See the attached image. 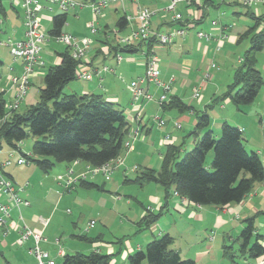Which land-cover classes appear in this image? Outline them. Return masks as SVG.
Masks as SVG:
<instances>
[{
    "label": "crops",
    "instance_id": "0c3cea01",
    "mask_svg": "<svg viewBox=\"0 0 264 264\" xmlns=\"http://www.w3.org/2000/svg\"><path fill=\"white\" fill-rule=\"evenodd\" d=\"M167 4V0H146L145 4L143 0H139L137 5L136 3H132L130 0H121L120 2L108 7L101 18L102 20L98 22L100 32L103 33V36L100 35V38L97 39V43L94 44V47L88 56V67L93 72V79L91 81L80 80L76 83V86H73V89H70V94L102 95L107 101L112 102L116 108L124 111L130 127V133L128 135V139L126 140H129V137L134 138V136L136 138L140 135L149 136L146 140L147 144L144 146L141 145L144 148H138L139 142L135 138L132 142L133 147L131 151H126L124 155L125 158H130V156L135 153L137 155L136 158L143 160L145 165H135V167L138 166V169L145 167L159 169L165 147L167 145L179 146L186 142L185 136L182 132L186 131L189 133L195 128L197 124V112L207 110L213 100L220 96L219 93L222 92L224 88L223 84L220 85L216 83L218 80L217 73H225V61H228V57L225 56L224 53V61H222V64H218L216 61L217 57H220L221 51L226 46L229 50L237 44L238 36L242 34L239 31H234V27L231 28L226 23H220L217 26H213L212 23L206 22V17L211 10H217L220 8L219 6L212 7L205 5L204 3L188 6L187 4L181 3L183 6L182 10H179V13L182 15V21L179 23H173L172 14L165 10ZM227 4L240 5L231 2H228ZM139 7L149 8L155 12L151 21V28L156 33H167L173 29L182 27L181 23L188 26V34L185 38H176L173 43L167 46L156 44L154 51L159 58L161 82H172V92L170 95L180 97L185 103L193 107V110L186 113H179L176 110L166 112L163 111L157 105V101L163 93L162 89L153 85H144L143 88L153 94L154 100L152 101V104L147 105L142 114H139L140 112L137 110V106L139 105L134 104L129 90V85L132 81L143 77L145 74V49L138 52L142 53V56L140 57L136 56L138 53L131 55L122 53L124 54V60L122 63L117 64L113 58L114 54L106 48L107 44L104 43L106 39H110L109 35L106 36L105 33L114 35L117 32L116 22L120 17L126 16L128 20L129 17L131 19L129 20L128 28L122 33H118V35H127L137 26L135 17ZM119 9L123 12L122 15H120ZM259 11L260 14L263 13L261 10ZM0 13H3L5 17L8 15L2 5V2ZM252 13L256 12L254 11ZM51 15L50 11L44 10L42 12L43 22L48 18L53 19L54 16L51 17ZM75 15V21L81 20L82 17L85 18L82 21L83 25L85 22L88 23L91 19V13L84 9L80 10L79 13L75 12ZM18 17H20V13L18 14ZM17 23H19V25H15L14 30L12 31L13 38L15 40H23L25 38L23 18L18 20ZM68 27H70V25ZM64 32L71 33L80 38L83 35L82 33H80V35H76V31L72 30ZM198 32H203L205 35L209 36V39L199 38L197 36ZM88 35L90 34L87 33L86 36ZM241 59L238 61L239 64L241 63ZM0 61L2 62L1 55ZM59 63L60 59L57 57L55 64L57 65ZM212 64H215V67H212ZM103 66L109 67L110 71L102 72L100 74L95 73L96 70H100ZM6 69L8 71L7 82L11 76L20 75L23 71L22 64L20 62L19 64L17 63L6 66ZM235 69H233L232 72L230 71L227 75L226 78H228V80L231 78L232 74L234 76ZM33 77L36 79L39 78V73L36 72ZM33 77L31 80H33ZM1 81L3 82V80ZM3 88L7 91L9 90L7 85L1 89ZM210 88L211 91L209 90ZM12 90L13 89H11L10 94L15 95L16 90H13L14 92H12ZM195 90L201 91L198 98L194 96ZM211 92L212 97L207 98L206 96L211 94ZM259 94L256 100L259 99ZM141 104L144 108L147 103L144 102ZM229 104H232L229 100H225L218 104L220 114H216L213 119L216 121V124L220 126V128L223 123L229 124V120L235 119L239 117V115H247L244 113V110L238 108L235 110H228L227 106ZM261 105L262 112H264V101H261ZM147 109L148 111L150 110V113L152 114H160V112L166 113L165 117H163L167 119L166 125L164 127H159V133L163 137L161 138L159 145L162 147L164 146L163 151L158 152V149L154 148V141L152 139H148L151 137L150 135L153 129L152 126H150L152 125V122H148L149 117L147 118V115L145 114ZM209 110L210 109L207 110V113L211 120L212 118ZM256 115V113L248 114V117L252 116V121H255V119H257ZM249 121L250 120L242 123L243 128L244 126L248 127V125H250ZM260 121L263 122L262 117H260ZM175 123L180 124L181 128H175ZM236 127L239 128L237 125ZM243 128L242 130H244ZM168 136L170 138L167 139ZM194 143L195 140L192 144ZM145 146H147V148ZM260 157L264 164V153H261ZM86 167L87 164L79 161L70 165H60L56 170L58 171L56 174H50L51 171L47 174L41 171L43 176H40L37 181L32 178V174H35V170L32 168H24L19 171L6 170L9 172V174H7L1 167L0 163V173L9 178L16 188H20L21 197L30 202V206L23 208L21 211L23 223L34 232L40 233L44 237L45 240L41 242V247L43 250L49 252L50 257L54 260L55 256L53 254H55V252H53L54 247L52 240L53 236L56 237L57 235H53L56 232L51 229V223L53 220H56L57 214L61 212L62 204L65 199H70L71 201L68 203L73 206H78L81 211L82 209L86 211V208H88L89 210L86 211V213L96 214L95 216L97 219L90 218L84 223L83 215L79 218V221L82 219V226H84V224H86L89 220L96 222L93 230L97 229L98 233L95 237L90 238L97 240L89 244L88 247L91 249L90 252H100L102 254L112 256L119 253L122 259L119 264H124L125 259L128 260V257L131 254L144 251L148 243L164 235H170L174 238L172 249L177 251L182 259H193L197 264L203 263L207 261L216 250L215 244H213L216 241L214 235L218 236L221 234L222 237L220 242L223 244L226 238L230 240L233 238L231 234H235L234 232L237 231H242L245 227V221L252 217H257L255 219V225L256 221L259 220V224L258 226L256 225V228L257 233L263 238L261 240V244L264 246V234L262 233L264 232V215L260 214V212H264V182L257 183L252 192L240 203L230 204L222 208L194 205L187 199L182 198L179 195H174V193H172L168 201L165 202L163 189L159 186H154L152 191H149L147 194V200L148 202L150 201V203L147 205L142 203V206L147 207V209L154 213L159 212L165 203H167V207L163 210L161 218L153 226L148 229L141 230L138 223L141 221L146 212H144L143 207V210L140 211L136 209L132 210L130 208V205H132L130 201H125L121 197L116 196L118 198L116 201L112 197L113 202H115L113 209H107L105 205L110 203V201L109 199L105 200L104 196L101 194L107 192V184L104 182L100 183L97 177L87 179V181L100 186L102 189H85L81 187V183H78L72 192H64L63 180L65 179L67 170L71 168L74 170V174L78 175L81 172H84ZM123 183L132 185L133 181L128 179L126 180L124 178ZM78 189L81 190L78 191ZM92 190L95 193H92ZM116 190L120 191L121 189L118 187ZM1 203L7 204L8 199L0 193V204ZM125 207L127 210L124 209ZM11 216V219H9L6 224L8 227L7 235H3L2 231H0V248L2 251L0 264H16L14 260L18 259L21 256V253L29 251V249L33 246L32 239L28 240V242L23 246L17 244L20 232L19 225H21V223L16 210L12 211ZM42 219H49V224L45 225L42 223ZM119 219H122V221L118 222ZM123 219L127 220V222H123ZM112 223H118L120 227L124 226L126 229L130 228L128 233L129 231L133 232L135 238L129 239V237L122 232L121 235H118L120 238L117 239L122 240V245H115L114 243L105 240L107 234L111 236L115 232L113 230ZM73 225L76 227V222L73 223ZM144 231L148 232L144 233ZM115 234L117 235V233ZM19 246L21 247L20 249ZM221 247L222 245H220V248ZM28 253L30 254V252ZM63 253L64 250H62V254ZM55 255H58V252ZM30 257V264H37V260L32 254H30ZM111 264H118L116 257L112 259Z\"/></svg>",
    "mask_w": 264,
    "mask_h": 264
},
{
    "label": "trees",
    "instance_id": "16d2710c",
    "mask_svg": "<svg viewBox=\"0 0 264 264\" xmlns=\"http://www.w3.org/2000/svg\"><path fill=\"white\" fill-rule=\"evenodd\" d=\"M1 2L2 0L0 10ZM204 4L216 7L220 6L221 2L206 1ZM246 14L253 22L238 36L237 43L249 39L250 47L234 71L233 82L222 95L213 100L208 109L225 100H229L238 109L251 105L264 88V78L257 69L258 55L264 49V28L259 30L264 21V12L256 15L247 11ZM67 21L68 14L60 13L54 16L48 35L53 38L62 34ZM184 25L181 23V26ZM128 26L129 20L122 16L116 22L117 32L114 35L105 33L110 39H106L104 43L110 46L111 53L131 55L145 49L144 52L149 54L157 44L155 37L132 46H121L118 43V33L125 31ZM57 54L60 63L50 67L44 76V88L39 91L40 100L36 105L23 112L17 109L8 114L4 94H0V150L6 143L11 150L19 151L29 163L35 164L46 174L52 171L57 163L70 165L79 161L95 167L108 164L123 154L124 142L130 133L126 115L102 95H65L64 88L77 79L79 62L71 56L68 49ZM161 109L165 112L176 110L186 113L193 110V107L180 97L170 95L169 101L163 103ZM207 110L197 112V124L185 136V139L196 138L193 149L186 151L182 156L184 143L179 146L167 145L159 169L140 168L133 182L142 186L147 183L159 185L163 189L165 202L176 192L194 205L220 208L240 203L257 183H263L264 164L259 153H249L246 150L242 130L223 123L221 135L215 139L210 130L211 120ZM29 135L36 140L31 153L25 155L20 150V144ZM211 152L213 159L208 166L207 158ZM81 187L102 189L88 181L82 182ZM166 205L167 203L157 213L145 208L146 212L138 223L140 229L145 230L153 226L161 218ZM260 214L264 215V212ZM256 218L245 221V227L236 240L240 244L239 257L248 263H255L264 257V246L261 244L263 238L257 233ZM77 238L88 244L97 240L87 235ZM115 243L122 245V240ZM173 243L174 238L170 235L154 239L146 245L145 251L131 254L128 262L197 264L194 260L182 259L180 254L172 249ZM231 249L232 247H225L224 255L234 262L235 255ZM116 255L119 253L114 256ZM114 256L94 251L89 254L77 252L65 255L63 264H111Z\"/></svg>",
    "mask_w": 264,
    "mask_h": 264
},
{
    "label": "rangeland",
    "instance_id": "374dc122",
    "mask_svg": "<svg viewBox=\"0 0 264 264\" xmlns=\"http://www.w3.org/2000/svg\"><path fill=\"white\" fill-rule=\"evenodd\" d=\"M144 4L146 3V0H143ZM16 0H2V5L5 8V10L7 11V16L5 17L4 14L0 13V39L1 40H7V39H12L13 41L15 40L13 38V34L12 31L14 30L15 25H19L18 20H20L21 18H23V11L21 6L18 4H16ZM133 3V2H132ZM225 3V4H224ZM228 2H221V5L219 6V9H213L211 10V12L208 14V16L206 17V22L208 23H212V22H217L218 25L220 23H226L228 24L231 28L234 27V31H239L241 33H243L246 29H248V27H250L252 25V19L250 18L249 15H247V11L248 10H252L251 12H256L255 14L258 15L260 13L259 10H261L262 12H264V3L258 4L256 6H253L252 8H248L245 7L243 5H229L227 4ZM230 3V2H229ZM135 4V3H134ZM234 4H239V3H234ZM113 5V4H111ZM109 5V7L111 6ZM137 5V4H136ZM168 5V4H167ZM149 6V5H148ZM160 6V5H159ZM182 4H179L177 6V12H179V10H182ZM86 10L87 12L89 11L91 13V19L89 20V22L93 21V12L92 9L85 7V8H77L76 10H72L68 13V21H67V25L64 27V31H76V35H80V33H82L81 35L84 37H91L93 39V45L92 48L90 50V52L88 53L87 56H89V54L91 53L94 44L97 43V39L100 38V35L103 36V33L100 32V27H99V23L102 19V16L99 17V21L97 20L95 22V28L98 30V33L95 35H92L90 30L88 29V25L87 22H85V24H82V21L85 19L82 17L81 20H74L76 19V15L75 12H80V10ZM120 15L123 14V12L121 11V9H119ZM259 12V13H257ZM20 13V17H18V14ZM61 12L59 11V9L57 7L53 8V12H51V17L52 16H56L58 14H60ZM105 13V11H104ZM103 13V14H104ZM52 18H48L47 20H45L43 22V27L45 29V31L48 33L51 29H52ZM2 21V22H1ZM70 25V27H68ZM114 26V25H113ZM74 33V32H73ZM87 33H89L90 35L86 36ZM71 34V33H69ZM73 35V34H71ZM74 36V35H73ZM78 37V36H74L77 39L81 40L84 37ZM124 36V35H122ZM120 35L117 36V41L119 43V39L120 37H122ZM250 44H249V39H246L244 41H242L241 43H237L235 44L231 49L228 50V47L226 46L220 53V57H217L216 61L218 62V64H222L224 61V53L225 56H227L228 61L226 62V66L224 67L225 70V75L220 72L217 73L218 75V80H217V84L222 85L223 84V90L222 92L219 93V95H222L226 90L228 85H230L233 80H234V76L233 74L231 75V78L228 80L227 75L229 74V72L233 71V69L237 68L240 64H239V59L243 58L245 52L249 49ZM110 49V46L107 45V47ZM65 49H68L70 51V53L72 52L71 48L63 45V44H58L56 43L53 39L49 38V41L47 42V44L45 46H43L42 48V52H41V61L43 63V66H41L40 64L34 67V73L29 77V84H28V91L26 96L24 97L23 101L20 103V105L18 106V111L19 112H23L25 111L28 107L32 106V105H36L39 100H40V96H39V91L40 89L44 88V76L46 75L47 71L49 70L50 67L55 66L56 61H57V57L58 54L57 53H61L63 52ZM111 52V51H110ZM0 55L2 57V64L0 63V81L3 80V82L1 81L0 84V94H4V98L6 100V105L12 103L17 96L18 93V87H17V83L13 82L14 77H16L18 79V82H20V78L23 75V71L20 75H14L11 76L9 78V81L7 82V78H8V71L6 69V66H10L13 64H19V62H14L13 57L10 54V50L6 47H0ZM122 54V53H119ZM124 55V54H122ZM136 56L140 57L142 56V53H138L136 54ZM59 58V57H58ZM89 58V57H88ZM214 59V58H213ZM242 61V59H241ZM240 61V62H241ZM4 64V65H3ZM6 65V66H5ZM17 68V67H16ZM23 69V66H22ZM257 69L259 71H261L262 76L264 78V49L262 50V52L259 53L258 55V62H257ZM215 71V70H213ZM38 72L39 73V78H34V74ZM33 77V80H31ZM224 78H225V82H224ZM227 79V80H226ZM80 80L76 79L74 81H72L71 83H69L65 88L63 93L66 94H70V89H73V86H76V83H78ZM229 81V82H228ZM5 85H7V87L9 88V90H5V88L1 89L2 87H4ZM155 86V84H151V86ZM11 89L16 90L15 95L10 94ZM12 90V92H14ZM211 91V88L209 89ZM209 91V92H210ZM172 92V90H171ZM201 92V91H200ZM152 94V93H151ZM171 94V93H170ZM209 94V93H208ZM153 95V94H152ZM183 95V94H182ZM212 92L211 94L207 95L206 97H212ZM185 96V95H184ZM261 101H264V88H262L261 93L259 94V99L255 100L254 103H252L251 105L248 106H244L241 107V110H244V113H246L247 115H239V117L229 120V125L236 127V125L239 127L240 130H242L243 128V122L250 120L248 127L244 126V130H242L243 132V138H244V146L246 148V150L251 153V152H258L260 155L261 153H264V112H262V105H261ZM152 104V102H148L147 104H145L144 106V111L147 107V105ZM158 105V104H157ZM159 107V106H158ZM150 108V107H149ZM148 108V109H149ZM228 110H235L237 107L229 104L227 106ZM146 111V115L147 118L149 117V121L148 122H152V133H151V137L148 139H152L155 143L154 148H157L158 152L163 151L164 146H160L159 142L161 140V138H163L161 136V134L159 133V126L158 123L156 121L153 120V117H165L166 113H161L160 114H152L150 113V110ZM220 108L218 105H214L213 108H211L209 110V113L211 115V125H210V130H212V134L214 136L215 139H218L221 135V128L219 125L216 124V121L213 119L215 118L216 114L218 115ZM159 112V111H158ZM11 113L8 111V114ZM242 113V114H244ZM257 114L255 121H252V116L248 117V114ZM8 116V115H7ZM6 116V118H7ZM260 117L263 118V122L260 121ZM250 118V119H248ZM163 120H167L165 118H163ZM218 122V121H217ZM184 136H186L188 133L186 131L182 132ZM204 133H202L203 135ZM147 137L149 136H145V135H140L137 138L134 136L133 137H126L125 142H133L136 138V140L139 142V146L138 148H144L142 146L146 145L147 142ZM201 137V136H200ZM35 138L32 135H29L28 138L26 140H24L21 144H20V150L23 154L25 155H29L32 151V146L35 142ZM196 140V138L194 137H190V138H186V142L183 144L182 147V153L181 155L183 156L184 153L186 151H190L191 149H193L194 144H192V142ZM142 145V146H141ZM147 148V146H145ZM132 148H125L124 145V151L123 154L119 157H121V159H123V164L120 165L116 170L113 171V174L110 177V180H106L105 176L102 174L96 175V176H88V179H93V177H97L98 180L100 181V183H106V189L107 192L101 193L104 196L105 200L110 201V203H107L105 206L107 209L111 210L113 209V206H115V202H113V199L116 201L118 198L116 196L121 197L123 200L125 201H130L132 203V205H130V208L132 210L136 209L138 211L143 210L145 212V208L147 209V207L142 206L147 205L148 203H150V201L148 202L147 200V194L149 193V191H152V188L154 186H159L156 185L155 183H147L142 185H139L135 182H133L132 185H127V183H123L124 182V178L127 180H132L134 181L138 175V173L140 172V168L135 170V165H145L143 160H139L137 157V155L134 153L132 154V156H130V158H125V153L130 152ZM156 152V153H158ZM10 154H14L16 157L21 156L19 151H13L11 150L6 143L3 144V148L2 150H0V163L3 164L5 161L7 160H11L13 163L9 166H6L3 168V170H5V173L9 174V172H7L6 170H23L24 168H32L33 170H35V174H32V178L34 180H39L40 176L42 175V172L36 167L35 164L33 163H28L27 165L21 167L19 165L16 164V162L14 161L15 159L13 157L10 158ZM136 158V160H135ZM213 159V153L211 152L208 155L207 158V164L208 166L210 165L211 161ZM162 162V160H161ZM143 163V164H142ZM64 166L65 163H57L54 168L52 169V171L50 172V174H56V172L58 173L57 168L58 166ZM161 165V164H160ZM120 168V169H119ZM119 169V170H118ZM148 186V187H146ZM120 187V191L116 190V188ZM160 187V186H159ZM161 188V187H160ZM81 189H78V191ZM93 191V190H92ZM92 193H95L94 191ZM175 195V193H174ZM113 197V199H112ZM70 199H65L63 201L62 204V209L61 212L57 214L56 216V220H53L51 223V229L54 230L53 235H57L56 237L53 236V247L54 250L53 252H55V254L60 250H64V253L61 255H55L53 254L55 257V260L57 262V264H63L64 261V257L65 255H73L77 252H81L84 254H89L91 249H89V244L86 243L85 241H82L80 239L77 238V236H82V235H87L88 237H95L98 233V230H93L95 227H93L89 232L86 233V227L88 225V223L91 221L89 220L86 224H84V226H82L83 224L81 223V221H79V218L81 215H83V223L90 218H96V214H90V213H86V211H88L89 209L86 208V211H84V209H82V211L80 210V208L78 206H73L71 205ZM112 203V204H111ZM143 203V204H142ZM128 207V206H127ZM143 207V209H142ZM129 208V207H128ZM69 209V210H67ZM125 210H127V208H124ZM91 211V210H90ZM82 212V213H81ZM97 219V218H96ZM79 221V224H78ZM99 221V219H98ZM122 219H119L118 222H121ZM76 222V227L73 225V223ZM123 222H127V220L123 219ZM99 223V222H98ZM113 224V230L115 231L113 235H109L107 234L106 239L107 241H110L112 243H114L115 245H118L117 243H115L117 241V239L120 238L121 233L123 232V234L127 235L129 237V239H134V233L130 232L128 233V230L130 228L124 227H120L118 225V223H112ZM259 224V220L256 221V225L258 226ZM127 225V224H126ZM98 228H99V224H98ZM143 232V231H142ZM148 232V231H144ZM241 232V231H240ZM240 232H234L235 234H231V236L233 237L231 240L226 238L225 242H223V244H221V237L222 235H214L216 241L213 243L215 244L216 250L212 253L211 257L200 264H248L247 261H245L244 259H242L239 253V248H240V244L237 241H234L237 239V237L239 236ZM117 233V235L115 234ZM238 233V234H237ZM264 234V232H262ZM59 238L60 242L59 244H55L56 239ZM220 245H222V247L220 248ZM232 247L231 252L235 255L234 258V262H232V260L224 255V248L225 247ZM21 247L19 246V249ZM218 248H220L219 250H217ZM145 251V249H144ZM29 251H26L25 253H21V256L14 260L16 262V264H30V254L28 253ZM220 252V253H219ZM192 254V253H191ZM193 255V254H192ZM116 257L118 264L121 263V257L120 254L114 256ZM193 260V259H191ZM1 262V259H0ZM124 264H129L128 260L125 259Z\"/></svg>",
    "mask_w": 264,
    "mask_h": 264
},
{
    "label": "built area",
    "instance_id": "2783aa9c",
    "mask_svg": "<svg viewBox=\"0 0 264 264\" xmlns=\"http://www.w3.org/2000/svg\"><path fill=\"white\" fill-rule=\"evenodd\" d=\"M16 4L20 5L23 11V24L25 28V38L23 40H1L0 47H6L10 50V54L13 57L14 62H20L23 66V75L19 79L16 77L12 78L14 83H17L18 93L15 97L16 99L7 104L6 110L11 112L17 110L20 103L23 101L24 97L28 91L29 77L34 73V67L37 65L43 66L41 61V52L43 46L47 44L49 38L53 39L58 44H63L71 48V56L79 62L77 68V79L83 81H91L93 79V72L88 67V53L90 52L93 39L91 37H84L81 40L77 39L73 35L63 32L62 34L50 37L43 27V17L42 12L48 10L53 12V8L57 7L61 13L68 14L72 10L77 8L88 7L92 9L93 21L88 22V29L92 35L98 33L95 28V22L101 17L104 11L111 4L120 2L121 0H96L91 2H84L82 0H16ZM133 3L138 4L139 0H130ZM168 5L165 10L172 14V22L178 23L182 21V15L177 12V6L181 3L191 6L193 4H202L206 1L215 2H231L239 3L245 7L252 8L258 4L264 3V0H167ZM155 12L149 8H138L137 15L135 17L137 26L133 28L129 34L120 37L119 44L121 46H132L137 45L141 41H148L150 38L155 37L157 40V45L167 46L175 41L176 38H185L188 34V26H182L173 29L167 33H156L151 28V21ZM258 15H261L260 13ZM131 18L129 17V20ZM213 26H217V22H212ZM264 28V21L261 23L259 30ZM197 36L199 38H207L209 36L205 35L203 32H198ZM155 47V46H154ZM154 47L149 54L144 52L146 59L145 62V74L132 81L129 85V90L132 95L134 104H137V110L142 114L144 108L141 103H148L154 100L153 95L143 88L144 85L155 84V86L162 89L163 93L160 95L157 104L161 108L162 104L169 101V96L172 90L171 83H163L160 80V70H159V58L154 51ZM114 60L117 64H120L124 60V55L117 53L114 54ZM215 67V64H212ZM109 67L103 66L100 70H96L95 73L100 74L102 72H109ZM196 98L200 96V90H195ZM153 120L158 123L159 127H164L166 125V120L161 117H153ZM175 128L180 129L181 125L175 123ZM170 138L169 136L167 139ZM125 148H132V142L128 141L125 144ZM128 151V150H127ZM13 157L17 165L23 167L27 165L28 160L21 156L15 157L14 154H10V158ZM123 159L118 157L117 159L111 161L103 166L95 167L87 165L86 170L78 175L74 174L73 169H68L65 179L63 180L64 192H72L78 183L87 181L88 176H96L102 174L105 176L106 180H110L113 171L116 170L120 165L123 164ZM13 162L11 160L5 161L1 164V167L11 165ZM135 170L137 167L134 168ZM21 189L16 188L13 182L7 178L5 175L0 173V193L7 197V204H0V231L3 235H7L8 227L7 221L11 219L12 211L16 210L19 215V237L17 239V244L20 246L25 245L28 240H33V246L29 249L30 254H32L36 260L37 264H56V261L50 257L49 252L43 250L41 247V242L45 239L40 233H36L30 228H28L23 223L22 209L30 206V202L20 195ZM175 195H178L174 192ZM42 223L45 225L49 224V219H42ZM23 224V225H22ZM96 225L95 221H90L86 227V233L89 232ZM60 240L56 239L55 244H59ZM62 254V249L58 251V255ZM248 264H264V257L259 259L255 263Z\"/></svg>",
    "mask_w": 264,
    "mask_h": 264
}]
</instances>
